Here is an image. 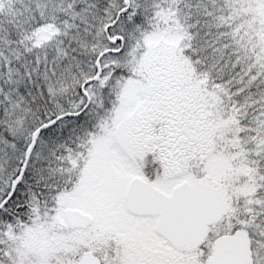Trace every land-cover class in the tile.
<instances>
[{"label": "snow or ice", "instance_id": "1", "mask_svg": "<svg viewBox=\"0 0 264 264\" xmlns=\"http://www.w3.org/2000/svg\"><path fill=\"white\" fill-rule=\"evenodd\" d=\"M0 264H264V0H0Z\"/></svg>", "mask_w": 264, "mask_h": 264}]
</instances>
